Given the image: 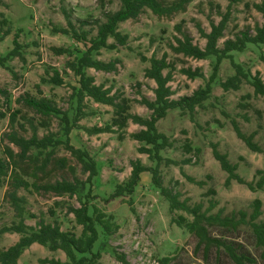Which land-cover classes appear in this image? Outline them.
<instances>
[{
  "label": "rangeland",
  "instance_id": "1",
  "mask_svg": "<svg viewBox=\"0 0 264 264\" xmlns=\"http://www.w3.org/2000/svg\"><path fill=\"white\" fill-rule=\"evenodd\" d=\"M169 3L172 0H164ZM260 0H243L232 3L231 15L225 37L219 42L235 36L244 30L255 33V26L264 23V19L253 3ZM230 0H192L185 11L172 16H158L151 10L143 12L138 19H129L120 24V30L128 35L126 45H118L115 49H100L94 56L104 61H117V68L113 72H105L94 68L88 73L95 77L97 84L130 99V111L143 117H149L151 111L139 102L142 96L153 99L154 80L145 78L144 69L149 66L153 55L161 57L167 53L169 61L174 63L173 80L170 82L174 95L178 99L191 95L195 90L206 86L215 63V57L194 59L176 54L171 49L174 36L179 35L175 25L182 23L183 29L194 39V43L205 47L206 39L200 36L196 27L199 22L210 31L211 21L218 22L221 15L229 10ZM120 0H0V21L6 19L11 32L0 42V56H6L14 48L17 37L22 45V57L8 58L4 64L0 62V87L8 91L7 95L0 94V161H7L6 149L11 148L14 153L21 149L11 143L7 135L12 130L10 116L17 115L16 129L25 137H30L33 127L27 120L33 119L39 137L54 134L55 139H64L60 118H44L27 108L20 102L22 95L31 93L35 96L43 95L53 99L58 107L73 115L77 106L74 97V87L78 86L79 77L68 68L67 62L85 48L76 41L71 34L55 30V27H68V20L64 10L70 13L71 21L76 27L90 32V36L97 34L95 20L104 21L105 14L120 8ZM87 20L81 26L80 21ZM113 41L112 38L109 39ZM65 47L71 49V54H57L51 47ZM264 52V44H248L242 51H234L235 61L242 63L246 70L252 73L260 72L264 79V63L260 55ZM184 67H198L203 76L195 79L188 78L181 69ZM58 71L63 83L58 85L50 82L54 72ZM235 72L229 59H224L216 81L213 83L211 96L204 101L202 107H197L193 116L180 109H172L158 128L173 140L175 147L162 151L163 159L157 164L145 153L139 151L143 143L133 139L129 134L141 129V126L130 122L127 133L119 138L117 133L102 132L89 135L83 129L75 128L70 137L76 147L87 149L97 162L98 175L90 184H86L85 195L91 189V204L99 207L107 215H112L118 224V230L110 236L100 235L95 248L100 249L102 257L100 264H126L117 255L125 256L127 264H159L165 256H171L176 264H233L224 251L212 249L209 258L205 259L203 251L195 250L197 239L185 228L172 221L173 216L186 212L174 211L169 207V201L162 196L160 190L152 182V173L141 174V180L133 195L112 198L116 186L125 182L131 173V161L140 159L144 164L155 167L158 165L160 179L163 184L181 194V199L188 198L191 203H202L204 208L214 203L212 213L223 215H237L240 211H253V201H262V214L259 220L264 221V187L251 190L246 184L233 179L228 184V173L221 167L213 154L216 144L222 153L228 155L229 160L237 165V172L248 181H258L264 173V100L254 95V88L244 83L239 90L225 91L220 82ZM85 111L88 113L80 120L82 125L102 126L112 121L114 108L95 102L91 98L85 99ZM235 119L241 129L250 134L257 131L254 141L262 148V152L251 150L238 137L232 120ZM23 125V126H22ZM189 141L192 150L187 152L184 143ZM50 150V149H49ZM49 150L40 152L35 149L31 155H39L44 159ZM66 157L68 164L74 166V173L68 167L60 168L57 160ZM27 160L23 162L26 165ZM21 175L30 183H52L57 180H72L78 177L86 180L89 173L82 170L81 164L63 145H60L51 158L48 166L43 170L26 168V172L19 170ZM10 174V172H9ZM193 177L194 183L189 180ZM12 189L11 176L0 175V248L8 247L16 242L19 234L14 231L3 232L4 226L18 221L14 208L6 196ZM19 194L27 198L26 222L36 225L38 221H57L62 229L81 233L82 226L77 224L70 207L79 206V195H57L53 192H36L19 189ZM91 196V197H92ZM131 199V204L129 200ZM211 233L229 241L240 243L241 251H247L256 258L254 264H264L260 257L261 250L256 247V239L248 225H242L237 230L214 227ZM55 257L63 262L67 261L61 250L51 251L38 243L28 247L18 260V264H38L40 258Z\"/></svg>",
  "mask_w": 264,
  "mask_h": 264
},
{
  "label": "trees",
  "instance_id": "2",
  "mask_svg": "<svg viewBox=\"0 0 264 264\" xmlns=\"http://www.w3.org/2000/svg\"><path fill=\"white\" fill-rule=\"evenodd\" d=\"M192 0H172L167 3L164 0H120L121 6L118 10L105 14L104 21L95 20L97 23V34L90 36V32L83 28H77L71 21L70 13L64 10L65 17L68 20V27H55V30L71 34L72 37L82 43L85 50L80 51L79 55L67 62L74 74L79 77L78 86L74 87V97L77 100V106L74 114L71 116L67 111H63L58 107L57 103L42 94L35 96L31 93L22 95L20 102L41 115L44 118L57 117L62 123L63 139H55V135L47 134L39 137L37 127L34 125L33 119L27 118L33 127V133L30 137H25L16 129L17 115L16 113L10 116V125L12 130L8 133L7 138L11 143L18 146L21 151L14 153L11 148L6 149L8 155L7 161H0V175L11 176L12 189L6 194L11 206L14 208L15 216L18 221L2 228L3 232L14 231L19 234V238L12 245L5 248H0V264H18V260L24 251L34 243L49 248L51 251L61 250L65 253L67 261L55 257L40 258L38 264H100L102 257L101 247L96 249V243L100 239V235L110 236L118 230V224L114 221L112 215H107L99 207L92 205L90 199L95 198L91 195V189L85 195H82L86 184H90L92 179L98 175L97 162L91 153L81 147H76L71 143V133L75 128L83 129L87 134L94 135L102 132L117 133L119 138H123L127 133L126 129L129 123H135L141 126L136 132L129 135L143 143L139 147L141 153H145L149 158L157 164L163 159L162 151L167 148H174L175 144L171 138L161 132L158 128L159 121L166 118L168 112L172 109H180L182 112H189L193 116L197 107H202L213 91V83L216 81L221 69V64L224 59H229L235 70L234 74L220 82L221 87L225 91L239 90L244 83H249L254 88V95L261 96L264 100V79L259 71L252 73L251 70H246L242 63L235 61L234 51H244L248 44L262 45L264 44V23L255 26V33L252 34L248 30L239 32L235 38H227L223 41L222 46L219 42L225 37V31L228 27L232 3H239L243 0H230L229 10L221 15L218 22L211 21L210 31H207L199 22H196V27L200 36L206 39L205 47H201L194 43L193 37L183 29L182 23L175 25L179 35L174 36V41L171 43V49L176 54H181L185 57L194 59H206L210 56L215 57L213 72L204 88L200 87L191 95L182 96L178 99L172 98L174 90L170 85L173 80V71L175 65L168 59L167 53L161 57L156 55L150 58L143 57L145 61H149V66L144 69L145 78L154 80L156 86L153 88L154 98L142 96L139 102L145 105L151 114L149 117H143L137 113L130 111V99L119 93H112V89L105 87L103 84H97L95 77L88 73V69L94 68L105 72H113L117 68V61H104L94 56V53H99L100 49H115L118 45H126L128 35L120 30V24L129 19H138L146 10H151L158 16H172L178 12L185 11L188 4ZM254 8L259 11L264 19V0L253 3ZM87 20L80 21L81 26L87 24ZM11 32L8 27V21L2 19L0 21V42L4 40ZM113 41L110 42L109 39ZM57 54H71L72 51L65 47H51ZM22 57V45L17 37L14 39V48L4 57L0 56L2 64L8 58ZM261 61L264 63V52L260 55ZM188 78L195 79L198 76H203L202 70L198 67H184L181 69ZM50 78V82L62 84L63 78L56 71ZM8 91L0 87V94L7 95ZM91 98L95 102L106 104L114 108V116L112 121L102 126H87L82 125L80 120L88 113L85 111V99ZM232 125L237 133L248 147L257 152H262V148L254 141L257 131L250 134L245 133L239 123L233 119ZM23 126V125H22ZM63 147L77 159L81 164L82 170L89 173L86 180H81L74 177L72 180L62 179L52 183L40 184L36 180L30 183L25 179L21 172L22 169L26 172V168L32 170H43L46 168L56 153L57 148ZM184 148L187 152L192 150L191 143L186 141ZM49 150L40 161L39 155H31L32 150ZM213 154L220 162L221 167L228 173L227 183L235 179L240 183L246 184L251 190L262 189L264 187V173L262 170H257L260 174L258 181H248L237 172V165L232 163L226 153H222L216 144L213 145ZM31 162L23 165L25 161ZM58 166L61 168L68 167L74 173V166L68 164L66 157L57 160ZM132 170L129 178L116 186L112 193V198L128 197L133 195L141 180V174L149 171L152 173V182L160 190L162 196L169 201V207L172 212L183 211L188 216L180 214L172 217V221L178 226L185 228L196 239L195 250L203 251L204 258L210 256L212 249L217 252L224 251L233 264H254L256 258L249 252L241 251V244L236 241H229L211 233L212 228L221 227L223 229L237 230L242 225H248L254 233L256 239V247L261 250L260 257L264 260V221L259 220L262 214V201L255 199L253 201V211H240L237 215H223L220 212L212 213L214 203L210 207L204 208L200 202L191 203L188 198L181 199L179 192H174L166 187L160 179L158 165L152 167L144 164L140 159L131 161ZM10 172V174H9ZM190 181L198 184H204L203 181H196L193 177L186 175ZM29 190L33 188L36 192L45 191L53 192L57 195L66 193L79 195V206L70 207V211L74 214L77 224L82 226L80 234L71 230L62 229L57 222L38 221L36 225H30L26 222V203L27 198L19 194V189ZM92 196V197H91ZM131 204V199L128 201ZM118 259L124 263H128L125 256L117 255ZM159 264H176L173 257L165 256L159 260Z\"/></svg>",
  "mask_w": 264,
  "mask_h": 264
}]
</instances>
